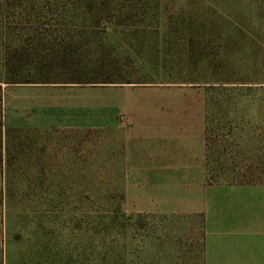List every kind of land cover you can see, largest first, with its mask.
Returning a JSON list of instances; mask_svg holds the SVG:
<instances>
[{"label": "rangeland", "instance_id": "obj_1", "mask_svg": "<svg viewBox=\"0 0 264 264\" xmlns=\"http://www.w3.org/2000/svg\"><path fill=\"white\" fill-rule=\"evenodd\" d=\"M33 1L11 0L19 36L70 21L87 38L0 44V68L24 71L0 83V264H203L201 217L139 212L123 127L100 126V94L133 84L202 96L211 146L225 149L211 169L220 159L264 181V0H87L84 23L35 22ZM76 69L83 82L65 74Z\"/></svg>", "mask_w": 264, "mask_h": 264}, {"label": "crops", "instance_id": "obj_2", "mask_svg": "<svg viewBox=\"0 0 264 264\" xmlns=\"http://www.w3.org/2000/svg\"><path fill=\"white\" fill-rule=\"evenodd\" d=\"M184 90L127 84L101 92L100 126L123 127L129 192L139 212L201 217L203 264H264V181L220 159L211 169L210 152L225 149L211 146L202 96ZM145 179L142 200L136 189Z\"/></svg>", "mask_w": 264, "mask_h": 264}, {"label": "trees", "instance_id": "obj_3", "mask_svg": "<svg viewBox=\"0 0 264 264\" xmlns=\"http://www.w3.org/2000/svg\"><path fill=\"white\" fill-rule=\"evenodd\" d=\"M32 1V0H31ZM43 3H40V0L33 1L35 7L37 4H42L39 6L40 10L37 11V9H31L27 11V8H25V12L27 14L34 17L35 22H37V16L41 15L42 18H47L49 15H53L56 13H60L58 18L53 17V20H56L57 22L61 21V17L65 15H70V17H74L75 14L79 13L80 16L86 17V19H81V21H77L84 23L87 20V15H89V12L92 13L94 9L93 3H87V0H43ZM13 3H11V0H0V44L1 45H10V46H16L18 49L21 45H30V46H49V45H56L61 46L63 44H74L78 45L86 40V31L85 30H69L65 29V27L72 25L70 24V21L67 23H63V25L58 24V32L53 31L51 28H45L39 31L36 29L35 31H31L30 29L24 30V35H18L17 29L14 27H10L8 23L11 19L12 15V9L16 10L13 6ZM14 7V8H13ZM38 8V7H37ZM54 16V15H53ZM83 29V28H82ZM27 34V36L25 35ZM30 36V37H29ZM99 69V68H98ZM96 71L97 74H100V69ZM95 72V71H94ZM79 73L78 69L74 71H67L65 74H72L73 80H76V82H83L81 77H74L79 76L77 75ZM24 74V71L15 68L9 65L2 66L0 68V83H16L20 82L22 79V76ZM90 82V81H86ZM106 82V81H105ZM128 83H131V81H128ZM1 90V85H0ZM15 130H8L9 137H8V147L9 151L12 150V144L15 139L13 138V132ZM16 144L21 146V142L18 141ZM210 143H208L209 145ZM16 146V145H15ZM11 148V149H10Z\"/></svg>", "mask_w": 264, "mask_h": 264}]
</instances>
